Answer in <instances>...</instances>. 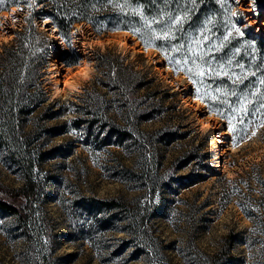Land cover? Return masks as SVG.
I'll return each mask as SVG.
<instances>
[{"label":"rangeland","instance_id":"obj_1","mask_svg":"<svg viewBox=\"0 0 264 264\" xmlns=\"http://www.w3.org/2000/svg\"><path fill=\"white\" fill-rule=\"evenodd\" d=\"M234 1L237 23L256 36L264 33V13L250 10L255 6L252 0ZM12 7L0 13V53L16 36V31L28 23L31 13L24 4L14 12ZM9 13L17 16L14 18ZM38 17L35 15L33 23L48 36L41 49L47 51L44 86L50 101L58 99V104H69V101L85 100L86 88L97 87L94 83L99 72L97 56L108 50L127 56V62L137 69H149L150 76L176 93L169 96L161 92L152 97L162 101L161 109L158 107L159 111L142 120L146 135L157 131L154 135L160 138L159 148L147 160L131 141L119 144L113 139L101 144L100 140L87 139L84 127L46 135L45 149L51 153L44 161L43 173L50 178L45 214L53 232L51 264H212L225 247V251L236 256L228 264H264V121L252 122L238 134L232 131L229 120L214 111L215 115L210 116L212 110L208 105L186 104V98L197 95L195 83L173 67L165 71L163 66L167 60L159 49L154 47L157 63H153L144 53L139 54L128 46L92 43V35H86L89 31L85 29L80 30V36H86L87 53L81 54L71 34L69 42L61 35L62 43L57 44L45 26L40 27ZM74 28L78 29L76 24ZM93 31L102 37L111 32L99 33L94 28ZM64 45L67 48L62 54ZM54 54L56 57L51 60ZM57 59L64 65L58 62V74L53 76V70L58 67L52 63ZM67 59L78 61L68 65L73 71L77 68L74 66L85 60L91 67L89 74L83 76L73 71L69 74L65 68ZM71 75L78 81L79 89L66 87L59 91L58 86L65 87L64 80ZM95 93L103 100L97 119L114 128L124 124L125 106L118 101L120 92L100 84ZM143 93V89L135 92L137 101L143 100ZM80 112L77 107H68L47 124L67 123L69 127L74 114L86 116ZM206 121L210 128L203 127ZM225 127L231 133L221 134ZM230 144L236 148H228ZM216 146L221 152L214 151ZM219 159L223 160V167L218 164ZM143 163L147 166V180H134L138 177L131 169L141 168ZM23 182L22 173L10 167L0 151V184L13 188ZM154 187L156 194L151 192ZM81 196L125 200L140 197L142 202H147L157 257L151 260L143 251L135 256L136 247L127 243L129 235L123 219L114 224L110 222L94 240H72L69 234L74 223L66 208L70 210L72 202ZM26 245L25 237L15 227L14 216L0 214V264H31Z\"/></svg>","mask_w":264,"mask_h":264},{"label":"trees","instance_id":"obj_2","mask_svg":"<svg viewBox=\"0 0 264 264\" xmlns=\"http://www.w3.org/2000/svg\"><path fill=\"white\" fill-rule=\"evenodd\" d=\"M252 2L264 13V0ZM22 4L31 11L28 23L16 31V36L0 53V151L8 165L22 173L24 182L13 188L0 184V214L14 216L15 227L26 239L31 264H51L53 232L45 214L50 178L43 173L44 161L51 153L45 149L46 135L84 127L86 138L100 140L101 144L113 139L119 144L131 141L147 160L159 148L160 141L154 135L157 131L146 135L141 127L144 118L161 109L162 101L152 97L161 92L176 96L161 80L150 76L149 69H137L127 62V56L108 50L97 56L99 72L94 79L97 87L86 88L85 100L69 101V104H58V99L50 101L44 86L47 51L41 49L48 36L33 23L35 15L50 17L68 42L75 24L83 21L99 33L117 28L131 30L143 43L147 41L146 46L159 49L174 70L195 81L196 94L207 102L210 110L231 122L232 131L241 134L248 124L264 121V33L256 36L237 23L234 0H28L27 3L5 0L0 4V13ZM177 17L179 22L174 23ZM165 32L169 33V39H156ZM179 45H183L181 50L174 52L173 47ZM197 52L203 53L202 57L193 55ZM66 62L74 65L78 61L67 59ZM200 71L205 74L197 75ZM217 72L220 74L216 75ZM100 84L120 92L118 101L125 106V123L117 128L97 119L103 102L95 93ZM140 89L144 90L143 100L137 101L134 94ZM68 107H77L86 116L74 114L69 127L67 123L47 124ZM131 170L138 177L134 180H147L145 163ZM151 192L156 194V187ZM66 211L74 223L69 234L72 240H94L110 222L123 219L129 235L127 243L136 247L135 256L143 251L150 259L157 257L154 235L150 232L151 214L147 202H142L140 197L125 200L81 196ZM225 249L217 253L212 264H228L236 259Z\"/></svg>","mask_w":264,"mask_h":264},{"label":"bare ground","instance_id":"obj_3","mask_svg":"<svg viewBox=\"0 0 264 264\" xmlns=\"http://www.w3.org/2000/svg\"><path fill=\"white\" fill-rule=\"evenodd\" d=\"M12 8H13L12 11L14 12V9H16L18 7L13 6ZM250 10L253 12H257L259 9H257L255 6H252ZM8 15H10L14 18H15V16H17L16 13H11V14L9 13ZM43 24H44L43 26H45L46 24L52 25L50 35L52 37L56 38L57 44H59V43L61 44L62 38H61V34L59 33V29L54 23L51 22L50 17H44ZM76 25H77L78 29L79 28H82V29L78 30L76 28H73V30L71 31V35H72L74 44L79 46V50H80L81 54L87 53V47L84 46L86 44L84 37H86V36H80L81 31L86 29L87 31H89V32H85L86 35H88L89 33L92 35V37H91L92 43H96V44H100V45H104V46L106 44L118 43L120 45L128 46V47H131L133 49V51L144 53L148 57L150 62L157 63L156 52L154 51L156 48L154 49L153 46H149V45L146 46L145 43H143L142 40L139 38V36H137L131 30H128V29L111 30V32L109 34L102 37V36L96 35V33H93L94 32L93 27L89 22H85V21L78 22V23H76ZM65 48H67L66 45H64V50H63L62 54H64L66 52ZM58 55L60 56L59 53L57 54V56ZM52 56L53 57H51V60L54 59V57H56L55 54ZM62 56L63 55H61V57ZM56 61L57 62L52 63L53 65L56 66L55 68L58 67V69L53 70V76H56L58 74V70L60 68L59 66H57L58 62L61 63L62 65H64L62 60L57 59ZM82 61H83L82 63H79L78 65L74 66V68L77 67L74 69V71H73V68L71 66H68V64H66L65 68H67V72L70 74V72L73 71V74L81 73L83 76H87L89 74V68H91V67L88 66V64H87V62H85V60H82ZM163 67H164L165 71L172 69V65L169 62H166V64H164ZM69 77H72V75ZM69 77L64 80L65 87L59 88V86H58L59 91L65 89L66 87L71 89V90L79 89L78 81L76 79H74L73 77L72 78H69ZM59 80L60 79H57V81H59ZM185 102H186V104H194L195 103L199 106H203V107L207 106V102L204 101L198 95H195V96L193 95L192 99L186 98ZM209 115L214 116L215 113L213 111H210ZM203 127L204 128H210L211 125L208 121H206L203 123ZM223 130L224 131L221 134L225 135V134L231 133V130L229 127H225ZM228 148L235 149L236 146L234 144H230V146ZM214 151L215 152H221V149L216 146ZM218 161H219L218 164H220L223 167V160L219 159Z\"/></svg>","mask_w":264,"mask_h":264},{"label":"snow or ice","instance_id":"obj_4","mask_svg":"<svg viewBox=\"0 0 264 264\" xmlns=\"http://www.w3.org/2000/svg\"><path fill=\"white\" fill-rule=\"evenodd\" d=\"M4 2H5V0H0V4H3ZM10 2H18V0H10ZM24 2L27 3L28 0H24ZM193 2H195V0H193ZM29 7H32V5L29 4ZM234 15H235V14H234ZM179 19H180V18L177 17V18L175 19L174 23H178V22H179ZM149 23H152V22L150 21ZM136 31H138V30H136ZM236 31L239 32L240 30H239V29H236ZM241 34H242V33H241ZM160 38H163V39H165V40L169 39V33H168V32H165L164 35H163V37H159V36L156 37V39H160ZM173 38H174V37H173ZM204 39L206 40V39H208V37L205 36ZM225 39H227V37H225ZM145 43H147V41H145ZM197 43L199 44L200 42H197ZM182 47H183V45L174 46V47H173V51H174V52H179V51L181 50ZM189 51H191V47L189 48ZM208 51H211V48H209ZM238 51H239V49H237V52H238ZM193 55H194V56H196V55H200V56L202 57L203 53H198V52H197V53H193ZM187 61H188V58L185 57L184 62L187 63ZM175 63L179 64L180 61H175ZM229 63H231V61H229ZM220 67L222 68L223 65H220ZM240 67L242 68L243 65H240ZM187 70H188L189 72L192 71V69H190V68L187 69ZM204 74H205V73H204L203 71L197 72V75H199V76H203ZM215 74H216V75H219L220 73L217 72V73H215ZM224 74L227 75L228 73L225 72ZM194 83H195V81H194ZM262 83H264V81H262ZM217 91H219V89H217ZM197 92L199 93V89H197ZM233 94H234V93H233ZM262 106H264V105H262Z\"/></svg>","mask_w":264,"mask_h":264},{"label":"water","instance_id":"obj_5","mask_svg":"<svg viewBox=\"0 0 264 264\" xmlns=\"http://www.w3.org/2000/svg\"><path fill=\"white\" fill-rule=\"evenodd\" d=\"M43 21H44V17H40V18H38V22H39V25H40V27L41 28H44V27H42L44 24H43ZM51 27H52V25H50V24H46L45 25V28L44 29H46L48 32H50L51 31ZM118 29V28H117ZM117 29H109L108 30V32H110L111 30H117ZM166 64V63H165ZM210 110V109H209Z\"/></svg>","mask_w":264,"mask_h":264}]
</instances>
